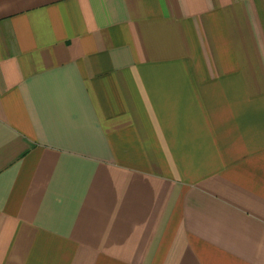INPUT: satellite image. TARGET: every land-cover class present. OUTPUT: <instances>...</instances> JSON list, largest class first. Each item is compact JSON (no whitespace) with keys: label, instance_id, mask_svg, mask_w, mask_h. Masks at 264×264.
Segmentation results:
<instances>
[{"label":"crops","instance_id":"obj_1","mask_svg":"<svg viewBox=\"0 0 264 264\" xmlns=\"http://www.w3.org/2000/svg\"><path fill=\"white\" fill-rule=\"evenodd\" d=\"M0 264H264V0H0Z\"/></svg>","mask_w":264,"mask_h":264}]
</instances>
